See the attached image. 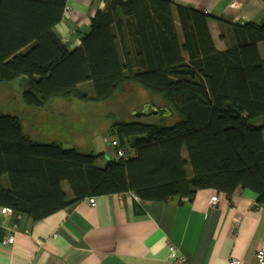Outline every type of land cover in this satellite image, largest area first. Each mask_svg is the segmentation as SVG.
I'll return each mask as SVG.
<instances>
[{
	"label": "trees",
	"instance_id": "1",
	"mask_svg": "<svg viewBox=\"0 0 264 264\" xmlns=\"http://www.w3.org/2000/svg\"><path fill=\"white\" fill-rule=\"evenodd\" d=\"M104 3L68 49L55 30L66 0H0V82L20 78L23 102L37 108L91 99L81 84L104 101L133 83L176 119L113 122L110 133L133 155L98 166L101 155L34 140L18 117L0 115V207L40 220L90 196L132 192L162 203L201 189L229 198L241 187L264 208V21L230 24L232 42L219 50L202 10Z\"/></svg>",
	"mask_w": 264,
	"mask_h": 264
},
{
	"label": "crops",
	"instance_id": "2",
	"mask_svg": "<svg viewBox=\"0 0 264 264\" xmlns=\"http://www.w3.org/2000/svg\"><path fill=\"white\" fill-rule=\"evenodd\" d=\"M171 1L207 10L219 50L232 42L230 24L264 21L261 0ZM104 5V0H66L70 17L63 16L55 30L68 49L80 44V32L88 31L91 17ZM258 45L264 58V44ZM214 194L201 189L191 199L176 196L162 203L142 201L132 192L97 195L93 206L85 197L40 220L14 216L10 209L3 213L0 207V264H228L231 258L258 264L264 208L256 194L238 187L229 198L218 193L212 205ZM10 233L14 240L5 243ZM168 243L185 263L170 257Z\"/></svg>",
	"mask_w": 264,
	"mask_h": 264
},
{
	"label": "rangeland",
	"instance_id": "3",
	"mask_svg": "<svg viewBox=\"0 0 264 264\" xmlns=\"http://www.w3.org/2000/svg\"><path fill=\"white\" fill-rule=\"evenodd\" d=\"M79 89L93 98L91 82L81 84ZM21 93L20 78L0 82V115L18 117L24 131L40 142H56L80 153L101 155L96 160L98 166L113 156L114 148L110 144L112 139H116L110 133L113 122L136 119L147 123H159L162 122L161 119L169 121L170 114L161 116L153 108L162 106L159 97L133 83H123L104 101L91 100L92 98L83 100L79 97L52 98L43 108L25 104ZM168 110L170 111L169 108ZM172 117L176 119L175 114L170 118Z\"/></svg>",
	"mask_w": 264,
	"mask_h": 264
},
{
	"label": "built area",
	"instance_id": "4",
	"mask_svg": "<svg viewBox=\"0 0 264 264\" xmlns=\"http://www.w3.org/2000/svg\"><path fill=\"white\" fill-rule=\"evenodd\" d=\"M236 4L237 3L233 1L231 3V6H235ZM204 12L207 13V10H205ZM68 14H70V13H69V11L67 10V7H66L65 12H64V16L68 18ZM110 144L114 148L112 157H114L115 159H118V158H129V157H131L133 155V150L130 147H128V146H119L117 139H112L110 141ZM132 194L136 198L135 194L134 193H132ZM87 198H88V202L90 203V205L93 206L95 204V198L93 196H90V197H87ZM218 201H219V196H218L217 193L211 196L210 202H211L212 205L217 204ZM7 210H8V208H2V212L3 213H5ZM13 240H14V235L12 233H10L8 235V237L4 240V242L5 243H12ZM168 249H169V252H170L169 255H170L171 258H174V259L180 261V263H185L186 262L184 257L177 253V249L172 243H168ZM255 257H256V260H257L258 264H264V249H258L256 251V253H255ZM228 264H240V259L231 258L228 261Z\"/></svg>",
	"mask_w": 264,
	"mask_h": 264
},
{
	"label": "water",
	"instance_id": "5",
	"mask_svg": "<svg viewBox=\"0 0 264 264\" xmlns=\"http://www.w3.org/2000/svg\"><path fill=\"white\" fill-rule=\"evenodd\" d=\"M154 109L156 110L157 114L170 113V111L168 109H166V108L159 110V108L154 107Z\"/></svg>",
	"mask_w": 264,
	"mask_h": 264
},
{
	"label": "flooded vegetation",
	"instance_id": "6",
	"mask_svg": "<svg viewBox=\"0 0 264 264\" xmlns=\"http://www.w3.org/2000/svg\"><path fill=\"white\" fill-rule=\"evenodd\" d=\"M156 107H157V106H156ZM144 108H145V107H144ZM144 108H143V109H144ZM157 108H158V107H157ZM146 109H147V108H146ZM147 110H148V109H147ZM159 110H160V107H159Z\"/></svg>",
	"mask_w": 264,
	"mask_h": 264
}]
</instances>
